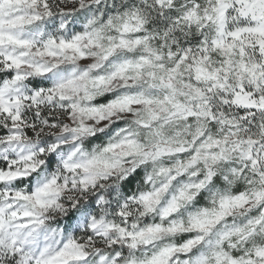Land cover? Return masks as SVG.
<instances>
[{
    "label": "clouds",
    "instance_id": "1",
    "mask_svg": "<svg viewBox=\"0 0 264 264\" xmlns=\"http://www.w3.org/2000/svg\"><path fill=\"white\" fill-rule=\"evenodd\" d=\"M0 264H264V0H0Z\"/></svg>",
    "mask_w": 264,
    "mask_h": 264
}]
</instances>
